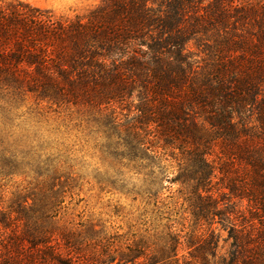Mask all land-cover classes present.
Segmentation results:
<instances>
[{
    "label": "trees",
    "instance_id": "16d2710c",
    "mask_svg": "<svg viewBox=\"0 0 264 264\" xmlns=\"http://www.w3.org/2000/svg\"><path fill=\"white\" fill-rule=\"evenodd\" d=\"M31 100L91 115L118 166L164 171L190 229L122 247L61 223L44 137L18 122ZM30 172L8 198L2 180ZM0 264H264V0H103L71 19L0 1Z\"/></svg>",
    "mask_w": 264,
    "mask_h": 264
},
{
    "label": "rangeland",
    "instance_id": "374dc122",
    "mask_svg": "<svg viewBox=\"0 0 264 264\" xmlns=\"http://www.w3.org/2000/svg\"><path fill=\"white\" fill-rule=\"evenodd\" d=\"M18 1L71 19L88 14L103 0ZM30 109H36L32 100L21 108L24 116L18 122L38 128L44 137L39 156L46 166L58 172L56 188L60 183L65 191L61 223H69L80 232L92 228L100 237L106 236L122 247L141 236L156 242L166 234L165 227L171 223H175L176 230L190 229L192 222L187 204L179 194L180 186L170 183L164 171L154 165L143 170L140 160L120 167L108 159L103 152L105 140L95 133L91 115L82 110L48 108L42 104L35 116L26 114ZM175 174L174 169L169 170L170 177ZM34 177L30 172L29 176L2 180L7 197L16 191H25ZM219 236L218 257L221 258L226 256L229 242L224 231H219ZM189 251L184 245L180 255L188 257Z\"/></svg>",
    "mask_w": 264,
    "mask_h": 264
}]
</instances>
